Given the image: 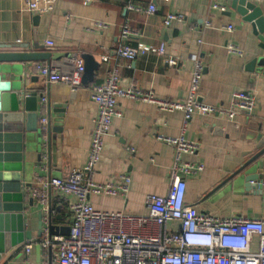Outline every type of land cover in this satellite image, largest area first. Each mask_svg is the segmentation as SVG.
Returning a JSON list of instances; mask_svg holds the SVG:
<instances>
[{
    "label": "crops",
    "instance_id": "1",
    "mask_svg": "<svg viewBox=\"0 0 264 264\" xmlns=\"http://www.w3.org/2000/svg\"><path fill=\"white\" fill-rule=\"evenodd\" d=\"M131 1L142 9L153 3L156 10L146 13L127 9L128 0H40L43 10L34 13L27 9L25 0H0V45L27 47L0 50L51 54L49 60L4 63L11 70L3 73L2 78L13 81L12 86H22L26 93L42 94L44 102L37 97L39 116L49 117L52 127L61 128L52 132L50 152L46 145L41 149L40 163H37V149L25 152L29 167L24 183L35 185L47 176L65 178L72 168L85 164L97 113L90 87L104 82L111 64L120 67L121 87L181 101L186 98L192 69L189 55L197 54L204 67L198 100L227 107L234 91L247 90L254 96L251 114H238L232 121L218 114H194L182 130V111L167 112L155 104L119 98L120 115L112 118L104 136V148L93 179L97 183L118 184L122 183V176H128L130 181L124 195L90 193L88 200L99 211L147 214L146 196H162L168 190L175 154L172 145L156 136L182 134L198 145L194 154H184L182 158L203 165L201 171L185 178V204L214 216L264 219V153L246 164L259 151L257 134L264 135V74L260 68L264 48L259 47L251 25L231 8V0ZM247 1L259 7L264 16V0ZM213 3L224 6L225 11L211 9ZM170 12L182 18L165 26L164 17ZM97 22L103 25L98 26ZM206 22L210 24L205 26ZM124 25L132 31L127 42L133 45L163 42L166 56L145 53L133 60L117 57ZM228 25L233 28L227 30ZM46 40H52L53 47L47 46ZM228 44L239 48L241 54L230 52ZM75 53L82 58L84 54L92 55L97 61L93 80L83 83L75 92L65 83L46 82L40 66L69 67L67 60ZM102 56H107L109 61L103 62ZM168 56L178 58L175 66L167 65ZM252 61L256 62L255 68L250 66ZM25 196V228L31 239L13 247L7 256L17 250L15 257L4 256L0 264H57L53 258L49 262L39 244L42 236H38L37 212L41 206L35 200L29 206L30 196ZM72 201L73 196L50 189V204L55 210L53 225L71 224L69 203ZM28 243L32 248L26 253L24 246Z\"/></svg>",
    "mask_w": 264,
    "mask_h": 264
},
{
    "label": "built area",
    "instance_id": "2",
    "mask_svg": "<svg viewBox=\"0 0 264 264\" xmlns=\"http://www.w3.org/2000/svg\"><path fill=\"white\" fill-rule=\"evenodd\" d=\"M40 0H25L30 12L43 10ZM48 2L53 0H46ZM87 2L89 0H83ZM127 9L153 13L155 4L142 9L128 0ZM211 9L224 12L225 7L217 3ZM176 13H167L163 24L170 25L181 20ZM210 23L206 22L205 26ZM96 25H103L97 22ZM232 25L226 26L231 30ZM132 31L124 25L120 31V42L116 49L119 58L133 60L140 54L152 53L166 56V45L127 42ZM201 41L199 40V43ZM46 45L53 47L52 40ZM230 52L241 54V50L228 44ZM192 62L187 95L184 100L162 99L151 93L133 87L119 85L120 67L113 63L106 71L103 83L90 87V97L97 106L94 126L85 164L72 168L65 178L47 176L35 185L25 187V194L33 198L43 211L44 233L39 244L49 257L52 252L57 264H264V219H249L240 216L220 217L198 211L184 202L186 176L203 169L197 162L184 160V154H194L197 143L186 140L181 134L177 137L157 135L156 138L172 145L175 149L174 161L170 170V181L166 194H149L145 198L148 213L144 215L126 214L95 210L88 200L90 193L124 195L130 178L122 176V183H97L93 176L104 148V136L108 132L114 116L120 115L117 109L119 98H129L157 105L163 111L183 112V127L192 115L207 116L218 114L234 120L238 114L250 115L254 106V96L250 91H234L229 106H219L198 100L197 91L203 75V64L197 54H190ZM108 62L107 56H102ZM69 67L47 64L40 66L41 75L48 83H65L75 92L82 87L85 62L80 54H72L67 60ZM178 58L168 56L166 63L173 67ZM41 102L45 101L41 97ZM47 118L41 117L39 124L44 128ZM73 196L69 203L72 222L67 235L49 236L46 227L49 214L50 189ZM178 225L172 227L170 224ZM253 240H255L253 242ZM255 243V248H254ZM32 244L24 246L30 252Z\"/></svg>",
    "mask_w": 264,
    "mask_h": 264
},
{
    "label": "water",
    "instance_id": "3",
    "mask_svg": "<svg viewBox=\"0 0 264 264\" xmlns=\"http://www.w3.org/2000/svg\"><path fill=\"white\" fill-rule=\"evenodd\" d=\"M230 6L234 9L243 21L248 22L254 35L259 40V47L264 48V16L259 7L247 0H231ZM27 48L26 45L3 46L0 48L13 47ZM37 44H34V48ZM51 54L37 51H2L0 50V261L14 258L17 250L8 252L20 243L31 239V233L26 230L25 207L23 202L26 198L24 183L25 174L29 167L24 156L25 152L39 151L37 163H40L42 156L41 149L46 145L50 152L52 132L61 128L51 126L49 117L44 128L39 124V101L42 94L36 92L26 93L22 86L14 85L12 82L2 78V74L10 72L7 62H32L49 60ZM85 68L82 76V84L93 80L94 71L98 66L92 55L84 54ZM264 60L261 61V72L264 74ZM254 61L250 66L254 65ZM38 97V99H37ZM219 131V130H218ZM256 152L246 163H252L257 157L264 153V135L257 134ZM37 149V150H36ZM29 206H33L34 199L29 198ZM49 207H51L49 200ZM49 223L46 227L49 236L67 235L69 226H56L51 223L52 217L49 214ZM38 236L44 233L43 211L37 212ZM53 254H49V262H52ZM12 264V263H9ZM25 264V263H21Z\"/></svg>",
    "mask_w": 264,
    "mask_h": 264
}]
</instances>
